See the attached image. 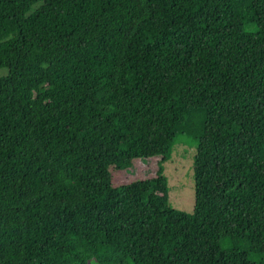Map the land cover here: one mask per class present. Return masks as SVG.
Segmentation results:
<instances>
[{
    "label": "trees",
    "instance_id": "1",
    "mask_svg": "<svg viewBox=\"0 0 264 264\" xmlns=\"http://www.w3.org/2000/svg\"><path fill=\"white\" fill-rule=\"evenodd\" d=\"M3 69L0 264H264V0H0Z\"/></svg>",
    "mask_w": 264,
    "mask_h": 264
},
{
    "label": "rangeland",
    "instance_id": "2",
    "mask_svg": "<svg viewBox=\"0 0 264 264\" xmlns=\"http://www.w3.org/2000/svg\"><path fill=\"white\" fill-rule=\"evenodd\" d=\"M8 74L0 70V77ZM198 144L187 137H180L173 155L165 163V176L168 179L170 206L187 214H193L196 204L194 160Z\"/></svg>",
    "mask_w": 264,
    "mask_h": 264
}]
</instances>
